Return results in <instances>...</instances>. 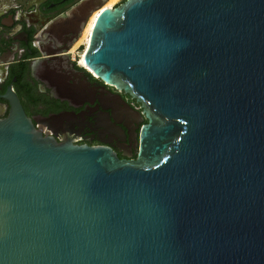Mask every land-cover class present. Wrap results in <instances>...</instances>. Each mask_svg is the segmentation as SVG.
I'll use <instances>...</instances> for the list:
<instances>
[{"label":"water","instance_id":"water-1","mask_svg":"<svg viewBox=\"0 0 264 264\" xmlns=\"http://www.w3.org/2000/svg\"><path fill=\"white\" fill-rule=\"evenodd\" d=\"M83 61L144 108L136 157L44 135L9 87L0 264H264V0L103 6Z\"/></svg>","mask_w":264,"mask_h":264},{"label":"flooded vegetation","instance_id":"flooded-vegetation-1","mask_svg":"<svg viewBox=\"0 0 264 264\" xmlns=\"http://www.w3.org/2000/svg\"><path fill=\"white\" fill-rule=\"evenodd\" d=\"M108 2L0 0V117L8 113L2 95L10 87L44 135L105 146L120 159H134L147 121L144 108L83 61L84 30Z\"/></svg>","mask_w":264,"mask_h":264},{"label":"bare ground","instance_id":"bare-ground-1","mask_svg":"<svg viewBox=\"0 0 264 264\" xmlns=\"http://www.w3.org/2000/svg\"><path fill=\"white\" fill-rule=\"evenodd\" d=\"M115 0H110L105 6H111L112 5V3L114 2ZM99 13V12H98ZM95 15H98L97 14V11L95 12ZM94 18H95V16H93V17H91V19H90V21H89V23H88V25H87V28L84 30V33H83V39H85V41H86V44L88 45V38H89V33L91 32L90 30L92 29L91 27H93V25L92 24H94V22H95V20H94ZM96 19V18H95ZM94 21V22H93ZM87 47V46H86Z\"/></svg>","mask_w":264,"mask_h":264},{"label":"rangeland","instance_id":"rangeland-1","mask_svg":"<svg viewBox=\"0 0 264 264\" xmlns=\"http://www.w3.org/2000/svg\"><path fill=\"white\" fill-rule=\"evenodd\" d=\"M110 1V0H109ZM115 2V1H114Z\"/></svg>","mask_w":264,"mask_h":264}]
</instances>
